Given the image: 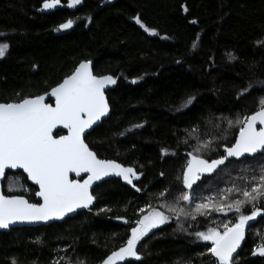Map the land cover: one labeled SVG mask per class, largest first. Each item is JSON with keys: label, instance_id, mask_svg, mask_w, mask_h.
Here are the masks:
<instances>
[{"label": "trees", "instance_id": "16d2710c", "mask_svg": "<svg viewBox=\"0 0 264 264\" xmlns=\"http://www.w3.org/2000/svg\"><path fill=\"white\" fill-rule=\"evenodd\" d=\"M41 4L0 0V41L9 44L0 58V102L44 94L82 60L93 61L94 75H110L116 83L106 92L109 118L85 142L98 158L141 175L133 180L136 187L124 180L102 182L92 191L93 208L61 223L0 232V264H101L126 241L146 205L160 209L187 191L182 169L193 140L186 130L198 127L203 139L217 137L213 150L204 153L216 159L238 133V126L228 129L217 118L235 122L256 110L264 96V0H81L73 7L60 0L52 9ZM68 20L72 28L61 32L58 26ZM249 83L252 88L238 98ZM189 97L194 100L185 106ZM260 163L259 157L229 160L193 188ZM2 189L38 202L37 189L21 172H7ZM244 211L251 214L252 205ZM236 219L235 212H211L195 221L173 217L141 243L142 260L122 264H212L210 243L190 233L210 227L222 232ZM262 243L264 212L247 223L238 264H264V256L253 254Z\"/></svg>", "mask_w": 264, "mask_h": 264}, {"label": "snow or ice", "instance_id": "6c2138e0", "mask_svg": "<svg viewBox=\"0 0 264 264\" xmlns=\"http://www.w3.org/2000/svg\"><path fill=\"white\" fill-rule=\"evenodd\" d=\"M59 3L60 0H42L41 8L52 9ZM79 3L81 0H68L67 6L73 7ZM136 22L141 23L139 19H136ZM72 23V20H68L60 24L58 29H68ZM141 27L145 26L141 24ZM145 31L154 32L146 27ZM195 43L194 41L193 46ZM8 48V43H0V57L5 56ZM229 56L234 59L230 53ZM90 63L88 60H82L70 75H66L51 89L50 93L0 102V178L6 175V170L22 169L28 180L39 186L35 196L42 201L32 203L24 195H6L0 191V228L7 229L16 222L59 220L78 208H88L94 199L89 191L93 182L100 181L102 177L110 174H115L136 187L133 180L139 179L141 173L133 167H124L115 160L98 158L85 142L86 130L109 113L105 88L108 84L116 83L112 76L94 75ZM251 88L252 84L249 83L240 91L238 98ZM45 96L54 98L55 105L45 103ZM193 100L194 97H189L185 106ZM217 119L221 123L226 120L228 129L238 126V133L234 136L235 142L223 145V154L209 160L205 158L204 153L213 150L214 141L218 138L210 135L208 139H203L198 127L186 130L189 138L196 141L195 144H190L192 150L186 153L188 159L182 169L184 188L192 189V193L183 191L174 202L162 203L160 209L166 211L150 204L146 205L147 213L135 220V226L130 228L126 241L111 251L101 264H120L127 258L140 261L142 253L139 246L151 230L164 225L173 217H190L195 221L198 216L207 217L209 211L235 212L237 219L230 226L225 224L222 232L210 227L204 231H194L190 235L210 243L211 246L206 250L215 258L212 264H238V249L245 240L246 224L264 212V163L259 164L258 174L245 165V170H252L254 174L245 181L243 187L234 184L232 188L226 189L229 195H221L219 198L220 201H227L225 203H216L211 197L197 199L193 185L200 179L201 174L213 173L219 166L225 165L229 158L240 161L247 157H259L264 161V96L258 98L255 111L243 118L237 117L235 122L228 118ZM58 125L67 130L66 135L53 133V129ZM133 127L138 128L140 125ZM216 127L219 128L220 123ZM228 129L224 130L225 133ZM219 139H226V136ZM185 143L189 141L185 140ZM220 146L215 145L217 148ZM164 151L162 149V153ZM69 173H75L77 176L85 173L87 179L83 182L72 180L69 179ZM15 179L19 180L20 177ZM136 190L141 191L139 188ZM24 191L28 189L25 188ZM233 192L235 197L231 195ZM159 195L164 196V192ZM248 205H252L251 214H245L244 210ZM178 229L186 231L179 223ZM143 246L146 248L148 245L143 243ZM257 253L264 256V243L254 248L253 254ZM68 264H71V261ZM77 264L84 262L77 261Z\"/></svg>", "mask_w": 264, "mask_h": 264}, {"label": "water", "instance_id": "95a60500", "mask_svg": "<svg viewBox=\"0 0 264 264\" xmlns=\"http://www.w3.org/2000/svg\"><path fill=\"white\" fill-rule=\"evenodd\" d=\"M72 27V26H71ZM70 27V28H71ZM70 28H68V29H59L61 32H64V31H67V30H69ZM90 68H91V70H92V72H93V61H91L90 60ZM94 74V73H93ZM105 76H110V75H105ZM114 86V84H108L107 86H106V88H105V97H106V92L108 91V90H110L112 87ZM55 87V86H54ZM53 88V87H52ZM51 88V89H52ZM51 89L48 91V93H50L51 92ZM42 95V94H41ZM106 100H107V98H106ZM51 101V102H50ZM45 103H48V104H50V105H52V106H54L55 105V99L54 98H51L50 96H45V101H44ZM108 102V101H107ZM109 116H110V106H109V113L106 115V117H102L101 118V120L100 121H98V122H96V124L95 125H93L90 129H87L86 130V135L88 134V133H90L95 127H97V126H99L103 121H105L106 119H108L109 118ZM57 132H61L62 134H60V135H66L67 134V130L66 129H63V127L62 126H60V125H58L57 126V128H54L53 129V133L56 135V133ZM86 135H85V137H86ZM85 137H84V139H85ZM235 142V141H234ZM247 158H252V157H247ZM244 159H246V158H244ZM229 160H236V158H229ZM243 160V159H242ZM237 161V160H236ZM227 162V161H226ZM118 163V162H117ZM122 165V164H121ZM123 166V165H122ZM222 166V165H221ZM221 166H219V168L221 167ZM124 167H131V166H124ZM218 168V169H219ZM217 169V170H218ZM134 170H135V168H134ZM216 170H214V172H215ZM7 172H12V173H16V172H21V173H23V170L21 169V170H6V173ZM213 172V173H214ZM213 173H203V174H201L200 175V179L203 177V176H210L211 174H213ZM24 174V176L27 178V174L26 173H23ZM4 178H5V176L3 177V178H0V191H3V189H2V182L4 181ZM69 179H72V180H78V181H80V182H83V180L84 179H87V174H85V173H81L79 176H77L75 173H69ZM110 179H116V180H123L121 177H119V176H116L115 174H110L109 176H107V177H102L101 178V180L100 181H94L93 182V185L90 187V189H89V191H90V193L92 194V191H93V189L97 186V185H99V184H101L102 182H104V181H107V180H110ZM199 179V180H200ZM199 180H197L196 182H195V184H197L198 183V181ZM27 181H28V183L30 184V185H32V186H34L36 189H37V191L39 190V186L38 185H36V184H34L32 181H30V180H28V178H27ZM194 184V185H195ZM193 185V186H194ZM187 191L188 192H190L191 191V189H187ZM35 199L37 200V201H39V202H42V201H40V198L39 197H36L35 196ZM94 204H95V199H93V203L92 204H90L89 206H88V208H78L75 212H73V213H68L64 218H62V219H59V220H57V219H52V220H49V221H40V222H33V223H27V222H16V223H14V224H12V225H10L9 226V228H7V229H2V228H0V232H8L10 229H15V228H22V227H37V226H48L49 224H52V223H61V222H63L64 220H66L67 218H70V217H73V216H75L77 213H79V212H84V211H90L92 208H93V206H94ZM243 242V241H242ZM241 242V243H242ZM239 250V249H238ZM235 255V254H234ZM123 262H125V261H123ZM123 262H120V264H122Z\"/></svg>", "mask_w": 264, "mask_h": 264}, {"label": "rangeland", "instance_id": "374dc122", "mask_svg": "<svg viewBox=\"0 0 264 264\" xmlns=\"http://www.w3.org/2000/svg\"><path fill=\"white\" fill-rule=\"evenodd\" d=\"M106 1H112V0H106ZM0 43H3V42L0 41ZM0 58H2V57H0ZM195 143H196V141L193 140L192 143H190V144H195ZM167 155L175 156L176 154H175V152H166V156ZM245 165H248V164H245ZM248 166H250V165H248ZM258 167H259V165L256 164V166H250V169L255 170V173L258 174L257 169H256ZM252 170H248V171L238 170V173H235V175H231L230 173H228L227 176H224L220 180H218L220 178L218 176V177H216V179H217L216 181L215 180L207 181L206 183L200 185L199 187H197L195 189V194L197 196V199H200L203 197H211L213 199V201H215L216 203L227 202V201H220V199H219L220 196L224 195L225 197H227L229 195V193L226 192V189L232 188L234 184L237 186L243 187L245 184V181L254 174ZM189 193L191 194L192 192H189ZM231 195L233 197H235V192H233ZM180 203L184 204L183 201H180ZM194 206L195 205L193 203L192 207H194ZM211 212H214V211H209V215L205 218L211 217ZM146 213H147V211L144 214H146ZM226 213H228V212H226ZM226 213H224V214H226ZM198 217H202V216H198ZM167 222H169V220ZM160 226H163V225H160ZM160 226H158V227H160Z\"/></svg>", "mask_w": 264, "mask_h": 264}, {"label": "flooded vegetation", "instance_id": "af4514ba", "mask_svg": "<svg viewBox=\"0 0 264 264\" xmlns=\"http://www.w3.org/2000/svg\"><path fill=\"white\" fill-rule=\"evenodd\" d=\"M134 226H135V225H134ZM153 230H154V229H153ZM153 230H151V232H152ZM130 259H132V258H127L125 261L130 260Z\"/></svg>", "mask_w": 264, "mask_h": 264}, {"label": "bare ground", "instance_id": "6f19581e", "mask_svg": "<svg viewBox=\"0 0 264 264\" xmlns=\"http://www.w3.org/2000/svg\"><path fill=\"white\" fill-rule=\"evenodd\" d=\"M72 28V27H71ZM209 177V176H208Z\"/></svg>", "mask_w": 264, "mask_h": 264}]
</instances>
